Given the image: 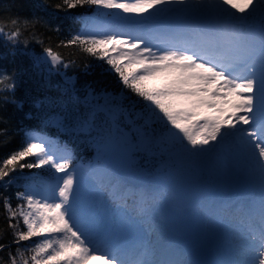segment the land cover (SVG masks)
Listing matches in <instances>:
<instances>
[{"label":"snow or ice","instance_id":"6c2138e0","mask_svg":"<svg viewBox=\"0 0 264 264\" xmlns=\"http://www.w3.org/2000/svg\"><path fill=\"white\" fill-rule=\"evenodd\" d=\"M85 6L94 11L83 30L61 45L77 46L104 62L141 104L139 110L129 109L127 97L121 101L88 87L86 97L105 102L93 106L76 129L91 132L100 113L105 127L93 137L98 153L162 149L170 157L236 162L260 195L249 203L238 199L209 207L213 214L238 216L242 224L238 242L220 264H264V0H61L55 5ZM7 23L12 28L5 32ZM7 23L0 22V37L16 44L21 21ZM40 23V18L23 21L25 28ZM44 53L33 59L34 67L47 66L49 72L68 67L51 47ZM0 85V104L20 107L14 77L0 71ZM67 120L57 117L55 123L67 127ZM7 131L0 127V136ZM26 158L34 159L22 162ZM34 168H47V174L20 184L14 174ZM87 168L95 187L112 199L110 214L99 197L78 202L72 154L52 138L27 134L19 149L0 160V205L11 229V240L0 243V252L9 249L8 264H189L175 249L150 238L155 193L138 190L133 216L127 211V185L115 170L99 157ZM17 185L24 190L9 195ZM144 223L149 227L138 235L126 230Z\"/></svg>","mask_w":264,"mask_h":264},{"label":"trees","instance_id":"16d2710c","mask_svg":"<svg viewBox=\"0 0 264 264\" xmlns=\"http://www.w3.org/2000/svg\"><path fill=\"white\" fill-rule=\"evenodd\" d=\"M61 0H0V22H9L12 19L21 21L19 28L21 35L18 42L12 44L0 37V71L7 72L15 79L16 90L15 99L20 103V107L8 104L6 108L0 104V116L4 117L6 123L0 127L8 129L7 135L0 136V160L10 153L19 149L25 141L27 134H43L48 138H54L62 146L68 147L76 156H92V149L88 143L71 136V131L63 132L58 128L50 127L46 121L48 113L54 115L62 112L83 111L84 105L80 104V110L75 108L77 100L75 97L64 95L63 88L68 86L57 77L43 73L33 66V61L28 53L23 51L43 52L45 47H51L59 53L64 63L68 64L66 73L74 76V85L78 89L88 86L95 92L101 90L115 94L121 93L127 97L129 106L139 107V98L124 88L118 76L109 69L104 62L84 53L77 46H62L61 41H67L76 35V18L79 14L91 10L87 6L75 9H57L55 5ZM40 18L42 23L35 27L25 28V19ZM59 27V31L55 29ZM12 28L7 23L5 32ZM38 41H42L38 42ZM26 42V43H25ZM58 78V79H57ZM3 86L0 85V99L3 98ZM12 97L10 96L9 99ZM51 109V111H50ZM50 114V115H51ZM34 158H26L32 162ZM46 170V169H45ZM41 169H23L14 175L20 179V184L25 183V178L29 176H40ZM17 190H24L17 185L9 190V195ZM2 191V189H0ZM18 201L13 198L12 204L15 206ZM6 213L0 205V243H7L11 240V229L7 228ZM24 226L21 223V229ZM37 240V238H33ZM29 244L30 242H21ZM16 245H11V251L15 254ZM9 249L0 252V264H8ZM29 253H25L27 257ZM19 264V261H18Z\"/></svg>","mask_w":264,"mask_h":264},{"label":"rangeland","instance_id":"374dc122","mask_svg":"<svg viewBox=\"0 0 264 264\" xmlns=\"http://www.w3.org/2000/svg\"><path fill=\"white\" fill-rule=\"evenodd\" d=\"M33 57H43L44 52L34 54L30 53ZM47 71V66L43 68ZM65 68L58 67L55 68L50 73H58L62 76L63 80L68 83H73V78L65 75ZM88 89V88H87ZM85 88L80 95V100L75 104V108L80 110V104L83 103V112L75 113L78 117L71 119L70 113L62 112L56 117L50 119L55 123L57 117L63 118L68 117L65 122L67 127L64 125L59 126L63 130H71L75 134L82 133L90 140V144L94 150V160L92 163H82L78 162L73 164L76 168L77 175V198L78 202L83 204L92 203L97 197L104 199L107 203V211L110 214L112 211L113 201L110 196L105 197L104 193L98 190L93 182L89 179V171L87 166L89 164H94L97 159L101 162L107 163L112 169L115 170L116 175L127 185V190L125 193V199L127 201V211L129 214L135 216L136 212L133 211L134 205L133 200H138V190L147 191L149 193H155L157 195V203L155 204V219L152 222V233L151 239L153 242L158 243L162 247L168 244V235L176 234L184 238L185 243L180 248L183 260L189 262V264L194 263L193 250L197 248L196 246H205L211 256H214L215 251L214 240L219 235L225 236L222 240V248L219 249L220 257L219 259L224 261L227 259L225 254L226 247L228 245H233L235 235V226H229L228 223H235L233 221L224 220L222 213H209L206 214L204 211H209L210 206H214V200L217 195L211 194L206 196L204 200H198L195 196L188 195L189 185L187 183L203 185L209 184L210 180L213 182L226 181L228 180V185L238 184L240 187L237 193L258 191L260 190L256 187L257 184H252L247 182L239 172V165L230 160L225 159H200V160H189L183 159L176 156H169L165 151L153 150V151H133V153L125 155L121 150L108 149L106 151L98 153L97 147L93 142V137L96 136L97 129L105 127L104 120L101 117L102 114L98 113L96 120V126L91 132H81L76 129V122L83 117L88 116L92 107L99 104L104 105V99H95L92 96H85L87 91ZM106 91L96 92L97 94ZM111 95L116 96L119 100L123 101L124 96L121 93L115 94L112 92H107ZM129 109L128 103L125 105ZM139 110V107H136ZM161 158V159H160ZM157 160H163V166H154ZM63 175V174H56ZM227 175V176H226ZM83 178V179H81ZM207 179L208 181H205ZM210 179V180H209ZM242 183H249V185L244 186ZM164 188H159V187ZM258 194L255 193V196ZM231 195H226L222 200H230ZM258 200V198H257ZM116 204H123L124 201L117 200ZM105 212L102 209L101 215ZM234 217V216H233ZM239 218L238 216H235ZM240 219V218H239ZM91 222H96V218L93 217ZM241 226V225H240ZM149 227L148 223H144L142 226L126 225V230L130 235H138L141 233V228L147 230ZM207 237L206 234H211ZM39 238H37L38 240ZM233 243V244H232ZM237 243V242H236Z\"/></svg>","mask_w":264,"mask_h":264},{"label":"bare ground","instance_id":"6f19581e","mask_svg":"<svg viewBox=\"0 0 264 264\" xmlns=\"http://www.w3.org/2000/svg\"><path fill=\"white\" fill-rule=\"evenodd\" d=\"M180 258H181V259H183V258H184V256L181 254V255H180Z\"/></svg>","mask_w":264,"mask_h":264}]
</instances>
